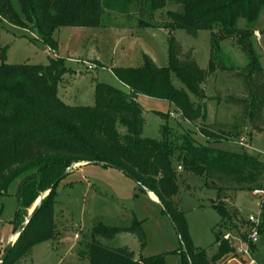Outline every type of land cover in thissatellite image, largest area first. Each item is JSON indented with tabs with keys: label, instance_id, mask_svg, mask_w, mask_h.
I'll return each mask as SVG.
<instances>
[{
	"label": "trees",
	"instance_id": "16d2710c",
	"mask_svg": "<svg viewBox=\"0 0 264 264\" xmlns=\"http://www.w3.org/2000/svg\"><path fill=\"white\" fill-rule=\"evenodd\" d=\"M15 1L16 6L11 0H0V18L24 30L30 27L50 50L58 47L56 32L61 27L103 26L104 0ZM114 3L108 7L116 8L115 11L121 14L127 12L126 4H132L137 7L138 14L151 19L156 11L167 5L180 7L179 11L166 12L169 22L163 27L170 33L165 66L158 67L143 54L137 67L113 68L115 77L130 89L129 95L96 82L91 104L70 106L57 95L58 83L70 72L62 59H52L47 65L8 64L6 47H0V194H6L11 181L20 176L14 226L21 219L22 209L56 182L40 201L2 264H14L34 245L53 240L55 187L69 175L66 171L72 164L87 162L120 168L142 191L147 189L153 193L176 230L180 243L176 252L181 255L183 264H215L232 248L228 240L216 236L217 253L208 261L203 250L193 247L184 213L175 199L177 174L172 157L176 151H179L177 160L183 171L204 177L205 184L217 191L211 206L222 223L237 226L223 203L222 189L243 182L251 192L264 191V162L247 154L195 143L186 134L181 136L182 144L174 146L169 142V126L165 121L168 116L165 114L158 113L162 120L160 139L142 136L144 116L136 101L138 95L168 101L185 120L195 123L205 117L202 102L206 96L202 85L216 68L221 67L229 76L240 80L242 91L239 94L227 92L223 97L218 94L215 100L235 106L237 112L232 117L231 128L205 124L200 127V134L219 141L231 137L233 130L246 126L253 134L262 133L264 67L257 60L250 37L254 33L253 24L264 8V0H122ZM240 19L246 22L242 28L238 26ZM139 26L159 27L145 20H140ZM177 29L192 36L199 30L211 31L206 68L199 67L192 49L183 52L173 36ZM215 29L218 34L213 32ZM227 38L235 39L248 55V63L241 70L226 68L217 62L219 42ZM173 78L179 81L181 88L174 86ZM36 81L43 82L44 86L33 88L31 83ZM189 95L201 102H193ZM263 229L264 199L260 203L259 234ZM122 233L135 235L140 245L145 243L141 223L136 219L127 227L102 223L91 227L85 254L88 264H162V256L136 259L127 247H108L101 241ZM248 246L253 250V244Z\"/></svg>",
	"mask_w": 264,
	"mask_h": 264
},
{
	"label": "rangeland",
	"instance_id": "374dc122",
	"mask_svg": "<svg viewBox=\"0 0 264 264\" xmlns=\"http://www.w3.org/2000/svg\"><path fill=\"white\" fill-rule=\"evenodd\" d=\"M11 1L16 6V1ZM117 1L122 2L104 0L101 27H84L80 30L74 29L76 27H61L58 30L59 39L56 35L57 42L59 40V47L56 50L44 46L30 27L24 30L0 18V47H6V63L47 65L52 59H62L70 72L64 74L65 77L62 76L60 83L62 84L64 78L68 77L67 89L70 95L74 93V96L63 98L66 102L60 96L58 98L70 106L84 105L78 100L77 93L85 87L94 86L96 82L108 84L129 95V88L115 77L113 68L137 67L141 64V54L149 56L158 67L165 66L170 33L168 28L163 27L169 22L166 12L179 11L180 7L167 5L156 11L151 19L138 14L137 7L132 4H126L127 12L122 14L115 11L116 8L108 7ZM140 20L149 21L159 27L141 28ZM245 24L243 19L238 21L240 28ZM213 32L218 34L217 29ZM253 32L250 37L252 49L264 67V8L253 24ZM173 36L180 43L183 52L193 50L199 67H207L211 31L199 30L196 36H192L184 30L177 29ZM219 46L218 64L226 68L232 67L236 71L247 65L248 55L235 39H223ZM67 57L69 59L66 60ZM173 84L176 88L182 87L174 78ZM31 85L35 89H40L44 83L36 81ZM202 88L206 96L202 102L205 117L195 123L185 120L181 112L168 101L138 96L136 101L141 106L144 116L142 136L160 139L162 120L158 113H162L168 116L165 121L169 126V142L174 146L181 145V136L186 134L195 143L216 150L247 154L264 162V131L253 134L247 126L241 127L233 130L234 134L231 137L219 141L206 139L199 132L200 127L205 124H218L228 129L232 127V117L237 108L223 101L218 102L215 97L218 94L223 97L227 92L241 93L240 80L229 76L225 69L218 67L210 74ZM58 89L60 94V87ZM189 97L193 102H201L192 95ZM169 112L174 116L170 117ZM178 153L179 151H176L172 157L177 174L175 199L178 208L184 213L193 247L203 250L206 259L211 261L213 255L217 253L215 238L218 236L228 240L232 250L216 260L215 264H264V229L259 234L253 250L249 249V252L247 251L249 244L243 237V233L246 234L249 229V216L260 211L264 191L251 192L243 182L222 189L223 203L233 215L232 220L237 226L228 222L222 223L219 214L211 206L217 191L205 184L204 177L183 171L181 162L177 160ZM82 164V162L75 164L68 170L69 175L55 187L53 240L34 245L14 264H88L82 255L86 254L91 227L99 223L112 227H127L131 225L133 219L141 223L145 236L143 245H140L135 235L129 233L119 234L109 240L103 239L101 240L103 244L113 248L125 246L134 255L143 259L162 256V264H183L181 255L176 252L180 246L176 230L157 201H153L134 180L115 168L94 164L80 167ZM19 183L20 176H17L9 184L7 193L0 194V238L6 237L12 228L11 222L18 207L16 193ZM35 202L36 200H33L22 209L21 219L16 222V226L13 225L15 230L26 220ZM15 240L12 239L13 242ZM59 240H63L69 246L74 242L78 245L72 252L68 251V256L65 257L63 254L67 251L66 246L51 249L54 242L58 244ZM6 245L7 242L3 245L1 254Z\"/></svg>",
	"mask_w": 264,
	"mask_h": 264
},
{
	"label": "crops",
	"instance_id": "0c3cea01",
	"mask_svg": "<svg viewBox=\"0 0 264 264\" xmlns=\"http://www.w3.org/2000/svg\"><path fill=\"white\" fill-rule=\"evenodd\" d=\"M86 28V27H85ZM74 29H84V27L82 28V27H76V28H74ZM59 30V29H58ZM75 30V31H76ZM77 33V32H76ZM56 35H57V39H59V32L57 31L56 32ZM58 47H59V40H58ZM57 47V48H58ZM143 54H141V56H142ZM53 56H55V55H53ZM67 59H69V57H67L66 58V60ZM96 60L98 61V63H100V61L96 58ZM123 67H131V66H123ZM66 75H64V77H65ZM68 83H69V81H68V77H66V78H64V81L62 82V84L59 82L58 83V85H57V93H58V96H60V98L64 101V99L63 98H65V97H67L68 96V98L69 97H72V96H74L73 94L74 93H71V95H70V92H68V89H67V85H68ZM95 85V84H94ZM60 87V94H59V88ZM130 90V89H129ZM69 94V95H68ZM93 95H94V86H88V87H85V89H83V90H81V92H78L77 93V96H78V100H81L80 102H82L81 104H84V105H86V104H91L92 102H93ZM138 96H144V95H138ZM137 96V97H138ZM137 97H136V99H137ZM65 99H67V98H65ZM138 100V99H137ZM64 102H66V101H64ZM84 102H86V103H84ZM170 105H172L171 103H169ZM170 113V112H169ZM87 165H91V164H82L80 167H83V166H87ZM149 196H150V198L153 200V201H157L158 202V200H157V198H156V196L153 194V193H147ZM235 208V207H234ZM13 222V221H12ZM11 222V224H12V228H11V230H10V232L7 234V236L6 237H1L0 238V254H1V252H2V250H3V245L6 243V242H8V240L12 237V235H13V232H14V226H13V223ZM75 243V242H74ZM74 243L73 244H71V246H69V244H67V243H65V242H63V240H59L58 241V244H56L55 242H54V244L51 246V249H52V247L53 248H55V249H57V247L58 246H66V248L67 249H65V250H67L66 252H64V254L63 255H65V257L66 256H68V251H70V252H72L73 250H74V247H76L77 245H78V243H75V245H74ZM52 251V250H51ZM77 254H78V252H77ZM76 254V255H77ZM78 255H80V254H78ZM134 257L137 259V258H139L138 256H136V255H134ZM82 258H84V260L86 259V261L88 262V257L84 254V255H82Z\"/></svg>",
	"mask_w": 264,
	"mask_h": 264
},
{
	"label": "water",
	"instance_id": "95a60500",
	"mask_svg": "<svg viewBox=\"0 0 264 264\" xmlns=\"http://www.w3.org/2000/svg\"><path fill=\"white\" fill-rule=\"evenodd\" d=\"M83 164H88L87 162H82ZM75 166V164H72L68 170L72 169ZM68 170L66 171V173L68 172ZM117 170L121 171L124 173V171L120 168H117ZM56 183V182H55ZM55 183L53 185H55ZM53 185L51 186V188L53 187ZM51 188H49L47 191H45L44 193H42L38 199L35 202L34 207L32 208L31 212L29 213L28 217L26 218V220L20 225V227L13 233L12 237L8 240L7 245L5 246V249L3 251V253L0 255V264L3 263V261L5 260V258L7 257L8 253L10 252V249L13 245V241L12 239H16L17 236L19 235V233L24 229V227L27 225V223L29 222V220L31 219V217L35 214V212L37 211V208L39 206L40 201L49 193V191L51 190ZM146 193H151L149 192L147 189H145Z\"/></svg>",
	"mask_w": 264,
	"mask_h": 264
},
{
	"label": "built area",
	"instance_id": "2783aa9c",
	"mask_svg": "<svg viewBox=\"0 0 264 264\" xmlns=\"http://www.w3.org/2000/svg\"><path fill=\"white\" fill-rule=\"evenodd\" d=\"M170 117H173L174 114L172 112L169 113ZM261 192V191H258ZM259 224H260V211L255 213L254 215L249 216L248 218V231L245 234V238L247 239L248 244H255L258 241L259 236ZM250 251L249 248L247 250Z\"/></svg>",
	"mask_w": 264,
	"mask_h": 264
}]
</instances>
